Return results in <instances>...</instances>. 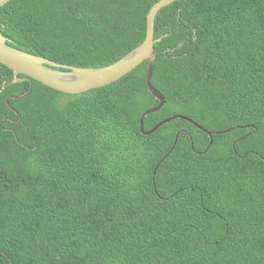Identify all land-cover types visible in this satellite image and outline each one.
Listing matches in <instances>:
<instances>
[{
    "label": "trees",
    "instance_id": "16d2710c",
    "mask_svg": "<svg viewBox=\"0 0 264 264\" xmlns=\"http://www.w3.org/2000/svg\"><path fill=\"white\" fill-rule=\"evenodd\" d=\"M157 1L10 0L0 31L19 49L105 66L144 41ZM155 35L152 83L167 102L145 129L185 115L213 134L183 117L142 132L159 104L149 60L81 94L7 86L0 264H188L193 250L202 264H264V0H177ZM13 78L0 63V81ZM156 232L164 256L149 257L140 248Z\"/></svg>",
    "mask_w": 264,
    "mask_h": 264
},
{
    "label": "water",
    "instance_id": "95a60500",
    "mask_svg": "<svg viewBox=\"0 0 264 264\" xmlns=\"http://www.w3.org/2000/svg\"><path fill=\"white\" fill-rule=\"evenodd\" d=\"M9 1L0 0V8ZM175 1L177 0H159L155 2L147 15V33L144 41L117 61L105 66L81 67L58 62L10 45L8 38L0 31V63L6 65L14 72V78L10 82L0 81L2 86L0 92L11 84L32 78L65 93L81 94L91 89L116 82L141 63L149 60L146 82L151 93L159 100V104L147 109L143 113L140 123L142 132L145 134L153 133L171 119L183 117L193 122L198 128L207 132L209 135H212V131L185 115H175L171 118L164 119L151 130H146L144 127L145 118L149 114L159 110L167 102L165 95L152 83V76L158 56L155 45L162 40V37H156L155 35L156 19L163 7ZM32 79H30L31 85L33 83ZM29 92L30 90L22 95L13 97L21 98ZM8 104L13 107L9 99Z\"/></svg>",
    "mask_w": 264,
    "mask_h": 264
},
{
    "label": "clouds",
    "instance_id": "9594fccd",
    "mask_svg": "<svg viewBox=\"0 0 264 264\" xmlns=\"http://www.w3.org/2000/svg\"><path fill=\"white\" fill-rule=\"evenodd\" d=\"M228 130L230 129H227L225 131H228ZM159 236L160 234L156 232L152 238H149L148 242L142 243V247L140 249H142L149 257L164 256V254L160 252L159 250H157L154 246L155 238ZM202 263H203V259L201 258V256L195 250H193V255L191 259L189 260L188 264H202ZM175 264H177V261L175 262Z\"/></svg>",
    "mask_w": 264,
    "mask_h": 264
}]
</instances>
